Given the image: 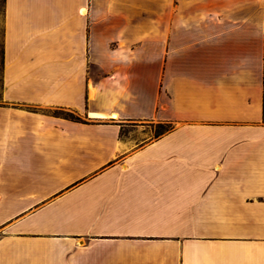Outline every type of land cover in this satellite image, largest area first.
I'll return each instance as SVG.
<instances>
[{
    "label": "crops",
    "instance_id": "obj_1",
    "mask_svg": "<svg viewBox=\"0 0 264 264\" xmlns=\"http://www.w3.org/2000/svg\"><path fill=\"white\" fill-rule=\"evenodd\" d=\"M3 49L0 264H264V0H4Z\"/></svg>",
    "mask_w": 264,
    "mask_h": 264
},
{
    "label": "rangeland",
    "instance_id": "obj_2",
    "mask_svg": "<svg viewBox=\"0 0 264 264\" xmlns=\"http://www.w3.org/2000/svg\"><path fill=\"white\" fill-rule=\"evenodd\" d=\"M2 2L0 0V40L2 35ZM30 111L36 113H44L51 116H64L63 109L47 108L41 109L37 107H30ZM158 127L156 126L155 130ZM1 186V185H0ZM29 197L15 196V195H0V234L7 226L9 220H13L22 214V210L27 206V200ZM29 202V201H28Z\"/></svg>",
    "mask_w": 264,
    "mask_h": 264
},
{
    "label": "trees",
    "instance_id": "obj_3",
    "mask_svg": "<svg viewBox=\"0 0 264 264\" xmlns=\"http://www.w3.org/2000/svg\"><path fill=\"white\" fill-rule=\"evenodd\" d=\"M2 2V22H3V4L4 0H1ZM2 35L0 40V98H1V90H2V72H3V65H4V49H3V27H2ZM65 115L63 117L70 119L72 121L77 122H86L83 117H81L79 114L70 111V110H62ZM157 129L155 130V135H159L163 133L164 131L168 130L170 128V124L167 123H159L157 125Z\"/></svg>",
    "mask_w": 264,
    "mask_h": 264
},
{
    "label": "bare ground",
    "instance_id": "obj_4",
    "mask_svg": "<svg viewBox=\"0 0 264 264\" xmlns=\"http://www.w3.org/2000/svg\"><path fill=\"white\" fill-rule=\"evenodd\" d=\"M115 114H113V116H114Z\"/></svg>",
    "mask_w": 264,
    "mask_h": 264
}]
</instances>
